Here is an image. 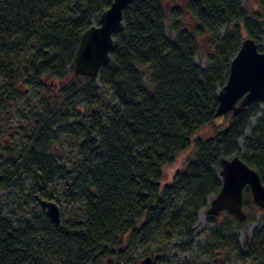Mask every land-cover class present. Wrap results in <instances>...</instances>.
<instances>
[{
  "label": "trees",
  "instance_id": "trees-1",
  "mask_svg": "<svg viewBox=\"0 0 264 264\" xmlns=\"http://www.w3.org/2000/svg\"><path fill=\"white\" fill-rule=\"evenodd\" d=\"M178 1L127 6L110 62L91 79L74 75V53L81 33L111 0H0V139L3 115L22 97L21 85L41 90L42 77L71 76L42 113L25 116L27 129L13 150L0 144V191L7 192L0 197V264H126L137 248L153 261L156 249L171 241L188 252L197 213L220 189V157L239 155L264 185L259 103L214 117L217 91L241 40L250 38L262 50L264 0H256L254 17L244 0ZM203 46L200 66L194 57ZM95 81L112 98L102 111ZM73 99H82L89 115L68 123L63 113L73 111ZM63 138L76 143L70 168L48 155ZM182 154L188 155L184 167L163 182L164 170ZM21 181L24 188L16 185ZM56 181L65 183L73 220L54 225L44 213L22 214L38 208L37 199L56 202ZM242 196L251 200L247 187ZM215 222L206 216L211 255L223 248L236 260L264 259L262 230L252 231L243 252L237 235Z\"/></svg>",
  "mask_w": 264,
  "mask_h": 264
},
{
  "label": "rangeland",
  "instance_id": "rangeland-1",
  "mask_svg": "<svg viewBox=\"0 0 264 264\" xmlns=\"http://www.w3.org/2000/svg\"><path fill=\"white\" fill-rule=\"evenodd\" d=\"M163 3L172 6L174 0H161ZM184 1V0H179ZM178 1V2H179ZM244 9L249 14V16H253L258 11L256 0H244L243 3ZM98 18H94L92 20V25H97ZM167 37L169 40L173 39L172 34L167 31ZM259 45L261 47L264 46V36L260 38ZM205 46L200 47L199 52L194 57V62L200 66L203 65L205 59ZM67 69V67H66ZM42 81L43 87L41 90L38 88H30L27 84H23L19 87L21 91L22 97H20L16 103L10 105L6 113L3 115V120L5 121L6 125V133L2 139H0V144L4 145L7 150H13V143L18 142L17 140L20 139V135L25 131L27 128L25 127L26 121L24 118L28 113L37 112L42 113V107L48 104L51 101V97L56 95L57 91L59 90L61 85L65 83H70V74H65L64 78L61 81H57L55 79L46 78ZM42 80V79H41ZM77 86L84 85V81L78 80L75 82ZM145 85H148L149 82L147 78L144 79ZM97 89H99V97L101 101V111L106 109L112 98L111 95L102 89L100 85L95 81L94 82ZM70 106L74 107L73 111L68 110L65 111V114L68 117V123H72L73 119L77 117V115L84 117L88 116L89 112L86 106L84 105L82 99L72 100L69 103ZM259 110H264V102L258 105ZM259 117V114L255 117H252L249 120L248 126L243 134V138L248 137L250 129L253 127L255 120ZM63 117L60 118V122L62 121ZM217 123L220 122V119L216 121ZM19 126L21 128H19ZM56 127V126H55ZM239 147L242 146V139L238 141ZM76 143H71L70 141H66L61 139L60 141L52 144L48 151V155L52 158H55L56 163L60 167L70 168L71 164L75 162V148ZM187 154L179 155L175 158L174 163L164 170V181H168L173 173L184 167L185 161L187 159ZM219 167L217 168V171ZM27 183L21 181L17 183V186H22L24 188ZM65 183L62 181H56L55 185L51 187V191L57 195V205L60 209L61 219L66 221L73 220V212L71 203L69 202V196L67 192V188L64 186ZM11 195V191L9 192ZM7 192L0 191V197H6ZM3 198V199H4ZM210 197L208 198V202L210 201ZM208 204V203H207ZM39 205V204H38ZM207 207V206H206ZM205 207V208H206ZM201 211L204 220L202 222L198 221V213L196 216L195 224L192 228L193 235H192V245L191 250L188 252H182L179 248L178 241H171L164 246H159L156 251L153 253V257L157 256L158 258L164 259V264H264V259L258 261H251L249 259L245 260H236L233 258L232 254L229 253L227 250L225 251L222 249H213L212 252H217L216 255H211V252L206 251L207 247L209 246L210 242L207 241L206 234L207 230L211 226L206 225V216L204 214V209ZM38 209V210H37ZM39 211V212H38ZM243 211L246 213V219L242 222H237L232 216L222 212L218 216H215V223L218 228H227L231 233L237 235L238 243L240 247L243 249V252L246 251L245 246L248 242V239L254 230H262L264 233V211L260 210L256 207L251 200L243 199ZM43 210L38 206V208H27L26 212L22 214H29L33 215L34 217H41ZM45 215V214H44ZM133 246V245H132ZM212 246V245H211ZM129 259L126 264H143L142 259L146 256L142 250L139 248L132 250L130 249ZM163 264V263H162Z\"/></svg>",
  "mask_w": 264,
  "mask_h": 264
},
{
  "label": "water",
  "instance_id": "water-1",
  "mask_svg": "<svg viewBox=\"0 0 264 264\" xmlns=\"http://www.w3.org/2000/svg\"><path fill=\"white\" fill-rule=\"evenodd\" d=\"M136 1L111 0L99 14L97 25H91L81 33L73 58L74 75L96 79L101 68L109 64L112 36L123 31L122 12ZM254 102H264V46L259 51L257 44L245 37L229 62L225 83L217 91L214 117L227 112H231V116L236 115ZM218 167L221 186L204 209L205 216L215 217L225 212L237 222L244 221L246 213L243 211L242 193L245 187L250 192L252 203L264 211V185L255 169L239 155L220 157ZM37 200L50 222L59 225L61 214L57 203L48 199ZM157 259L155 256L153 261ZM142 261L149 264L152 259L145 257Z\"/></svg>",
  "mask_w": 264,
  "mask_h": 264
},
{
  "label": "bare ground",
  "instance_id": "bare-ground-1",
  "mask_svg": "<svg viewBox=\"0 0 264 264\" xmlns=\"http://www.w3.org/2000/svg\"><path fill=\"white\" fill-rule=\"evenodd\" d=\"M203 220H204V216H203L202 212H199L198 213V221L202 222Z\"/></svg>",
  "mask_w": 264,
  "mask_h": 264
},
{
  "label": "flooded vegetation",
  "instance_id": "flooded-vegetation-1",
  "mask_svg": "<svg viewBox=\"0 0 264 264\" xmlns=\"http://www.w3.org/2000/svg\"><path fill=\"white\" fill-rule=\"evenodd\" d=\"M256 13H259L258 11H256ZM217 252H213V255H216ZM149 264H154V262L152 261L151 263Z\"/></svg>",
  "mask_w": 264,
  "mask_h": 264
}]
</instances>
